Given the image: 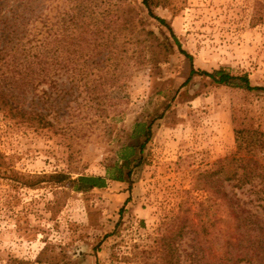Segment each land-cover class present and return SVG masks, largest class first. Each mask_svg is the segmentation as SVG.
Wrapping results in <instances>:
<instances>
[{"label":"rangeland","instance_id":"374dc122","mask_svg":"<svg viewBox=\"0 0 264 264\" xmlns=\"http://www.w3.org/2000/svg\"><path fill=\"white\" fill-rule=\"evenodd\" d=\"M14 1L0 5L10 9ZM22 1L61 33L75 0ZM100 1L134 7L144 24L136 31L154 36L142 32L141 43L135 39L128 54L119 52V90L111 87L109 95H15L26 106L33 99L52 127L31 128L0 105V264H157L156 240L208 205L200 174L235 154L236 131L264 132V91L205 76L186 83L194 67L248 75L264 87V21L252 22L257 0H151L154 15L173 33L143 0ZM97 97L102 104L92 100ZM137 123L151 126L142 151ZM132 144L137 160L130 175L125 169L126 182L107 179L105 188L77 191L51 181L54 173L72 180L115 177L119 151ZM220 184L260 214L249 186ZM182 249L191 251V243L185 240Z\"/></svg>","mask_w":264,"mask_h":264},{"label":"trees","instance_id":"16d2710c","mask_svg":"<svg viewBox=\"0 0 264 264\" xmlns=\"http://www.w3.org/2000/svg\"><path fill=\"white\" fill-rule=\"evenodd\" d=\"M150 1L143 0L149 14L173 33L164 19L154 15ZM4 5H0V105L13 119L20 118L35 129L52 127L53 122L49 115L35 110L37 103L33 99L26 106L17 102L15 95H109L111 87L119 90V52L122 56L128 54L127 46L135 39L141 43V33L146 32L136 31L144 24L130 5L110 3L104 7L100 0H75L61 20V33L29 3L14 1L10 9ZM263 21L264 0H257L252 22L257 25ZM146 35L154 36L152 32ZM176 44L192 63L193 56L178 41ZM89 61L95 65L91 67ZM194 76L209 77L227 86L239 81V86L248 91H264V87L253 86L248 75L234 76L225 69L209 72L192 67L186 83ZM102 99L92 100L100 105ZM134 131L145 138L142 151L151 138V126L137 123ZM236 140L235 154L223 159L217 169L200 174L201 184L209 194L205 201L208 205L201 204L199 212L194 213V219L200 222L188 218L175 232L168 227L167 233L156 240L157 264H264V132L238 130ZM135 150L133 144L122 146L121 165L115 177L81 176L72 180L67 174L54 173L51 181L60 186L69 182L77 191L105 188L107 179L126 182L125 169L130 175V165L137 160ZM232 180L237 188L250 187L260 214L222 190L221 181ZM210 188L215 189L214 199ZM185 240L191 243V251L184 254Z\"/></svg>","mask_w":264,"mask_h":264}]
</instances>
